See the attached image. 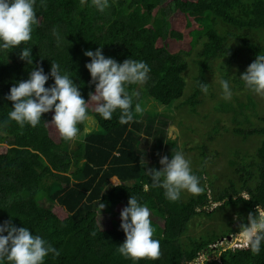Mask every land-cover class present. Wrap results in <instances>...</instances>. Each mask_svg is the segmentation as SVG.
Segmentation results:
<instances>
[{
    "label": "trees",
    "instance_id": "16d2710c",
    "mask_svg": "<svg viewBox=\"0 0 264 264\" xmlns=\"http://www.w3.org/2000/svg\"><path fill=\"white\" fill-rule=\"evenodd\" d=\"M36 15L39 23L26 45L33 65L20 59L23 45L0 51V222L11 219L47 239L59 255H49L45 264H264V245L258 255L212 247L237 234L257 206L264 208V98L239 77L264 54V0H110L103 13L91 0H44L43 6L37 0ZM98 47L117 62L142 60L151 69L143 86H129L139 92L131 121L119 123V112L104 120L90 111L98 130L67 142L53 124L21 129L7 119L12 102L5 94L37 63L46 73L51 61L58 63L87 101L94 85L83 52ZM221 79L232 88L229 101L222 99ZM201 83L208 85L206 94ZM145 97L172 105L175 117L157 119L163 127L152 131L134 119L135 104ZM87 124L78 126L80 134ZM171 129L178 139H171ZM177 151L191 159L204 191L170 202L161 188L144 190L151 182L146 169H159L160 158ZM131 195L161 221L150 218L160 241L157 260L133 261L116 250L125 240L116 210ZM196 219L213 223L192 236ZM215 249L217 258L208 259Z\"/></svg>",
    "mask_w": 264,
    "mask_h": 264
},
{
    "label": "clouds",
    "instance_id": "9594fccd",
    "mask_svg": "<svg viewBox=\"0 0 264 264\" xmlns=\"http://www.w3.org/2000/svg\"><path fill=\"white\" fill-rule=\"evenodd\" d=\"M84 2L81 0V3ZM36 3L37 0H0V51L23 45L19 55L28 65H33V57L32 47L26 45L32 40L33 31L39 23ZM40 3L43 6L44 0H40ZM91 4L103 13L110 7V0H91ZM52 34L59 43L60 35L55 28ZM83 54L90 58L85 67L90 73L89 83L94 85V92L89 93L87 101L78 85L58 63L51 61L47 73L37 63L29 71L27 79L15 82L5 94L4 99L12 102L7 119L14 121L21 129L26 125L36 128L42 122L45 125L53 124L67 142L78 138L81 132L79 125L86 121L95 122L90 111L104 120L112 119L113 114L119 112V123L131 121L133 101L139 92L137 89L130 92L129 86H143L148 80L150 67L142 60L130 58L117 62L114 58L106 57L102 47L95 51L84 50ZM239 77L247 90L264 98V54H257ZM50 78L53 83L46 86ZM219 83L222 99L231 100L233 91L229 81L221 79ZM200 90L206 94L208 85L201 83ZM90 105L94 107L90 109ZM135 111H141L139 103L135 104ZM50 112L51 120H43V114ZM159 164V169H146L151 182L144 185L145 191L149 187L161 188L170 202L179 201L184 193L196 196L204 191L201 178L192 169L191 159L182 152L177 151L170 158L162 156ZM104 207L103 203L99 204L100 209ZM120 219L125 240L117 246L118 253L133 261L157 260L161 255L160 241L154 238L150 210L131 195L120 211ZM235 236L241 247L249 249L252 255H258L264 245V208L257 206L254 213L249 212L246 223L239 224ZM49 255L54 258L59 251L47 239L33 234L26 226H16L11 219L0 222V264H45Z\"/></svg>",
    "mask_w": 264,
    "mask_h": 264
},
{
    "label": "rangeland",
    "instance_id": "374dc122",
    "mask_svg": "<svg viewBox=\"0 0 264 264\" xmlns=\"http://www.w3.org/2000/svg\"><path fill=\"white\" fill-rule=\"evenodd\" d=\"M173 19L175 20V21L173 20V22H175L176 24L180 22V20H177L178 18L175 15H174ZM186 40L191 42L190 45H192L193 38L191 36H189ZM184 45H186V44H184ZM182 46H183V44H182ZM140 107H141V111L135 113L134 119H136L138 121H145V123H147L148 126L152 125L153 126L152 131H154L157 128L159 129V128L163 127V124H161L159 121H157V119L161 118L162 120L170 122L175 117V110H174V107L172 105H162V104H159L158 102H156L155 100H153L151 98H147V97L143 98V100L140 103ZM152 117H155V118L151 119ZM162 120H160V121H162ZM85 129H86V131L84 130L78 136V138L81 136H84L88 132L97 131L98 126L95 123H89L88 122L87 127ZM176 132L177 131L175 129H171L170 134L172 135V137H171L172 140L178 139V137H176L177 135L175 134ZM229 140H230L229 142L233 143V140L231 138H229ZM248 144H251V141L248 142L247 144L243 145V147H247ZM149 158L150 159L154 158V156L151 155V156H149ZM222 161H223V159H222ZM41 203L45 206L49 205V202H46L44 200L41 201ZM211 205L212 206H210V207L212 208V207H215V205H217V204H211ZM210 207L207 210H210ZM122 208L123 207H120L116 210V212H117L116 218H118V219H120V211L122 210ZM54 210H55V212H57V214L60 217L66 216L65 211H63L61 209L59 210V208H57V206L54 207ZM150 218L157 221L158 223L161 222L157 217L152 216L151 214H150ZM107 221H108L107 218H104V221H103L104 224L107 223ZM201 223H202V220L196 219L194 221L193 225H191V227H190L189 235L197 236L201 233H206L205 229L208 228L210 226V224L213 223V221L203 220V224H201ZM105 226L108 227V224ZM235 235H230V238L228 240L223 239L222 241L217 242V244L213 245L212 247L213 248H218V247L235 248L236 246L240 245V243L237 240ZM218 252H219L218 249H215V251H213L212 254H209L208 259H216L217 255L219 254ZM204 259H205V257L201 256L197 262L202 263L204 261Z\"/></svg>",
    "mask_w": 264,
    "mask_h": 264
},
{
    "label": "built area",
    "instance_id": "2783aa9c",
    "mask_svg": "<svg viewBox=\"0 0 264 264\" xmlns=\"http://www.w3.org/2000/svg\"><path fill=\"white\" fill-rule=\"evenodd\" d=\"M235 248H242L240 245L236 246Z\"/></svg>",
    "mask_w": 264,
    "mask_h": 264
}]
</instances>
